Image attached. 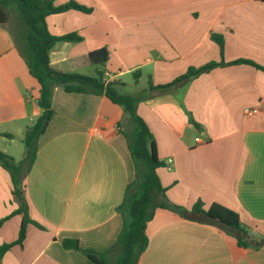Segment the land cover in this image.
<instances>
[{"label":"crops","instance_id":"obj_1","mask_svg":"<svg viewBox=\"0 0 264 264\" xmlns=\"http://www.w3.org/2000/svg\"><path fill=\"white\" fill-rule=\"evenodd\" d=\"M75 1L93 11L46 19L53 35L83 37L57 42L49 51L52 68L85 75L93 66L89 53L105 48L103 80L118 82L119 93L136 99L164 163L157 173L167 199L188 212L198 202L205 211L213 205L233 211L252 239L264 240V71L231 64L247 60L264 67V0ZM22 22L0 24V151L18 166L16 174L0 166V221L19 206L16 180L30 219L43 229L28 224L23 245L5 252L0 264H94L65 249V239L114 260L143 170L129 149L135 125L105 93L56 87L53 116L27 147L26 132L42 109ZM213 35L222 37V50ZM211 63L226 65L169 93L141 92L149 82L169 84ZM20 143L26 149L17 159L9 149ZM22 218L15 214L0 225V247L18 239ZM146 234L138 264H264V245L240 247L224 230L186 213L156 209Z\"/></svg>","mask_w":264,"mask_h":264},{"label":"trees","instance_id":"obj_2","mask_svg":"<svg viewBox=\"0 0 264 264\" xmlns=\"http://www.w3.org/2000/svg\"><path fill=\"white\" fill-rule=\"evenodd\" d=\"M62 0H0V24L4 25L8 21V11L12 4L17 6L18 12L27 28L26 43L28 47V69L30 74L37 80L39 85V96L37 103L42 109V114L36 119L34 124L28 128L25 137V145L28 147L33 140H36L46 130L52 116L53 110L51 101L53 91L56 87H62L66 93L70 94H103L114 104L121 106L124 114L135 125V135L129 141V149L142 171L138 173L137 185L138 193L129 202V215L124 222L123 229L119 235L117 246L120 249V256L114 264H138L141 254L146 250L149 240L146 234L147 224L155 214L156 209H168L179 214L184 213L192 217L200 218L208 224H212L228 235L232 236L237 244L243 248L259 249L264 245V240L252 239L246 227L238 221L237 213L222 209L217 205L211 206L207 211L202 209V203H196L190 212L180 206L172 204L166 197V189L161 185L157 170L164 166L159 159L154 138L145 123L137 113V101L129 94H121L116 87L118 82L105 84L104 72L101 69L108 60V52L105 48L89 53V60L92 65L97 67L95 76L63 73L52 68L50 64L49 51L57 42H82L83 37L75 32L56 36L50 33L47 26V17L53 14H60L70 10L90 14L93 9L75 0H67L57 4ZM213 40L223 49L224 42L221 36L213 35ZM231 64H249L264 71V67L251 61L239 60ZM224 63H211L202 68H190L186 74L177 78L175 81L165 85H154L149 82L146 89L141 91L147 97L171 92L177 86L193 79L195 76L208 72L216 67L224 66ZM139 71L133 75L138 80ZM189 120L195 126H199L189 115ZM0 166L16 174L18 166L15 159L0 151ZM18 182V181H17ZM14 182V196L18 201V208L11 215L0 221V225L15 214L23 216L19 229L18 239L11 244L0 247V259L15 245L22 246L26 238L28 224H34L43 229L41 225L32 221L28 214L27 203L18 187ZM63 247L67 250H76L83 253L94 264L107 263L105 253H98L91 249H82L78 240L65 239Z\"/></svg>","mask_w":264,"mask_h":264},{"label":"rangeland","instance_id":"obj_3","mask_svg":"<svg viewBox=\"0 0 264 264\" xmlns=\"http://www.w3.org/2000/svg\"><path fill=\"white\" fill-rule=\"evenodd\" d=\"M8 18L10 20L17 19L19 21H23L22 18H21V16H20V14H19V12H18L17 6L15 4H12L10 6V8H9ZM95 69L97 70V67L95 65H93L92 67H90V68L85 69L84 71H82V73L85 74V75L94 76L95 75L94 74L95 73ZM132 90H134V89H132ZM132 92L133 91H130V93H132ZM132 94H135V93H132ZM129 128H130V131H133L134 125H130ZM24 149H26L25 146L22 143H20V146L12 147V148L9 149V151H10L11 154H14L17 159H19V158L22 157V154H23ZM17 184H18V182H17ZM128 215H129V213H128ZM119 256H120V253H119V255L114 260H112V259L110 260L108 258L109 256H107L106 257L107 258V263L114 264L117 261V259H118Z\"/></svg>","mask_w":264,"mask_h":264},{"label":"built area","instance_id":"obj_4","mask_svg":"<svg viewBox=\"0 0 264 264\" xmlns=\"http://www.w3.org/2000/svg\"><path fill=\"white\" fill-rule=\"evenodd\" d=\"M255 112H256V111H255ZM196 141H198V142H199V141H200V140H199V138H197V139H196Z\"/></svg>","mask_w":264,"mask_h":264}]
</instances>
